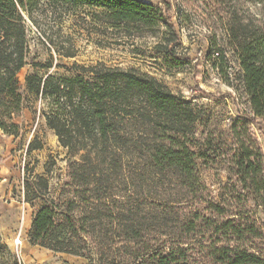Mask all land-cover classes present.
<instances>
[{
  "label": "trees",
  "instance_id": "1",
  "mask_svg": "<svg viewBox=\"0 0 264 264\" xmlns=\"http://www.w3.org/2000/svg\"><path fill=\"white\" fill-rule=\"evenodd\" d=\"M32 1L0 0V128L8 134L18 133V125L6 119H11L24 102L18 73L28 63V39L21 8ZM47 1L100 9L96 15L107 27L132 37H160L157 47L175 56L172 44L179 40L176 28L149 0ZM211 1L225 14L226 33L243 68L245 91L255 115L246 120L237 118L230 126L237 146L231 170L237 176L239 190L229 189L220 202L204 193L206 186L197 169V161L204 155L193 149L189 140L196 112L157 78L135 68L101 64H76L77 73L71 77L37 73L26 77L29 93L51 100L50 111L44 113L48 127L69 154L79 156V160L69 161V177L82 202L99 206L113 198L115 180L126 178L129 158L138 149L148 156L159 179L178 186L181 200H199L211 211L210 216L197 211L177 217L176 229L182 238L169 245L167 241L148 240L133 223V210L128 207L119 216L127 220L122 231L129 264H191L193 243L211 264H264V252L254 245L262 237L258 224L251 220L245 205L239 210L232 207L236 198L250 195L264 209V153L252 133L255 119L264 121V0H250L260 6V11L249 17L241 11L247 0ZM40 147L30 143L28 149ZM39 179L46 188L48 180L42 176ZM74 205L71 202L61 210L51 199L41 206L33 216L30 243L85 256L82 235H89L86 222H102L104 211L100 209V214L89 215L86 222L79 223L71 215ZM107 235L108 230L101 226L100 239ZM99 262L106 264L102 258Z\"/></svg>",
  "mask_w": 264,
  "mask_h": 264
},
{
  "label": "rangeland",
  "instance_id": "2",
  "mask_svg": "<svg viewBox=\"0 0 264 264\" xmlns=\"http://www.w3.org/2000/svg\"><path fill=\"white\" fill-rule=\"evenodd\" d=\"M149 1L159 7L176 28L179 40L172 44L175 56L157 47L162 40L160 37H132L107 27L97 17L102 11L97 8L72 7L47 0L27 2V6L21 8L27 31L28 63L18 73L23 106L11 119H6L18 125V133L8 134L0 128V153L5 156L2 174L7 176L0 185V264H99L101 258L106 264L113 261L129 264L124 249L127 241L122 231L127 220L119 216L127 212L128 207L133 210L130 213L133 223L144 231L148 240L167 241L169 245L182 238L176 229L177 217H187L197 211L211 215L206 203L181 200L178 186L159 179L148 156L138 149L129 158L124 171L126 178L115 180L113 198L99 206L82 202L74 192L77 186L69 177V161H77L79 156L69 154L48 127L44 113L50 111L52 103L48 97L29 93L26 77L31 73L71 77L77 73L76 64L86 67L101 64L135 68L157 78L179 99L189 103L197 114L189 140L193 149L204 155L198 159L197 169L206 186V196L220 202L227 197L229 189L239 190L237 176L231 170L237 146L230 126L237 118L246 120L255 115L245 91L243 68L226 33L225 14L211 0ZM247 1L241 5L243 15L249 17L260 11L259 5ZM238 3L240 5V1ZM44 64L51 66H42ZM252 133L264 153L262 119H255ZM30 143L41 147L29 150ZM40 176L48 180L46 188ZM7 190L18 202L24 196L28 203L26 210L15 204L8 205L10 200L3 195ZM27 196L32 199L27 201ZM51 199L61 210L74 202L71 215L79 219V223L86 222L85 217L89 215L100 214V209L104 211L103 220L86 222L89 235H82L85 256L51 250L48 257L32 255L25 262L22 250L17 253L8 243H14L19 232L22 243H30L29 217ZM243 205L262 233L254 245L264 252V209L250 195L245 199L236 198L232 207L239 210ZM101 226L108 230L104 240L99 236ZM10 227H14V231L9 230ZM193 245L190 263L211 264L205 252L197 244Z\"/></svg>",
  "mask_w": 264,
  "mask_h": 264
},
{
  "label": "crops",
  "instance_id": "3",
  "mask_svg": "<svg viewBox=\"0 0 264 264\" xmlns=\"http://www.w3.org/2000/svg\"><path fill=\"white\" fill-rule=\"evenodd\" d=\"M7 141V139H5V142ZM1 152V151H0ZM4 155L2 153H0V157L3 158V161H4ZM3 161L0 162V185L3 184V182L5 180H7V176L3 175L2 172V168L4 167V163ZM3 195H6V197L8 198V200H10V202H8V205H14L15 206H18L17 208H21V209H25L26 210V207L28 206V203L25 202L24 200V196H22V200L21 202H18L16 200V198H14V196L11 195L10 192L5 191ZM35 213H31V216L29 217V230L32 226V220H33V216H34ZM14 226V225H13ZM11 228V229H10ZM9 230H12L14 231V227H10ZM9 246H11L13 243H8ZM21 250H22V258L25 260V262H27V258H32V255H34L35 257H38V258H42L43 256L44 257H48L50 254H51V250L47 249V248H42L40 249V247H37L36 245H32L31 243H22L21 245Z\"/></svg>",
  "mask_w": 264,
  "mask_h": 264
},
{
  "label": "built area",
  "instance_id": "4",
  "mask_svg": "<svg viewBox=\"0 0 264 264\" xmlns=\"http://www.w3.org/2000/svg\"><path fill=\"white\" fill-rule=\"evenodd\" d=\"M21 233L19 232L18 236L15 238L14 243L10 246L12 250H15L17 253L20 252L21 245H22V239H21Z\"/></svg>",
  "mask_w": 264,
  "mask_h": 264
}]
</instances>
